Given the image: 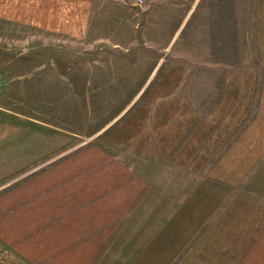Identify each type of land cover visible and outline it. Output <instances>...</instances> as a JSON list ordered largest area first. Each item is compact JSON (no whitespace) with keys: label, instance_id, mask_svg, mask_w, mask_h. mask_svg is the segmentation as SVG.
<instances>
[{"label":"crops","instance_id":"0c3cea01","mask_svg":"<svg viewBox=\"0 0 264 264\" xmlns=\"http://www.w3.org/2000/svg\"><path fill=\"white\" fill-rule=\"evenodd\" d=\"M210 2L191 34L201 50L228 48L236 0ZM165 13L156 11L150 19ZM253 17L264 45V0H255ZM97 19L94 0H0V21L74 40L86 38ZM156 70L157 65L144 70L134 91L141 74L121 78L114 92L124 102L116 116L129 113L109 139L150 153L160 148L162 156L178 147L180 163H216L209 178L226 186L239 183L264 155V75L256 117L242 125L255 83L251 73L227 74L221 95L203 113L182 101L170 72L153 86ZM155 99L166 101L155 105ZM141 105L147 110L139 114ZM136 121L143 125L133 126ZM78 135L0 109V178L3 172L19 175L0 192V264H94L138 205L147 187L142 177L98 144L67 148ZM227 193L220 187L189 188L192 196L123 264H264V199L245 193L228 199Z\"/></svg>","mask_w":264,"mask_h":264},{"label":"rangeland","instance_id":"374dc122","mask_svg":"<svg viewBox=\"0 0 264 264\" xmlns=\"http://www.w3.org/2000/svg\"><path fill=\"white\" fill-rule=\"evenodd\" d=\"M194 1L144 0L138 6L135 0H94L98 19L81 40L0 21V109L78 131L80 136L74 137L67 148L98 144L146 182L138 205L116 228L94 264L129 262L161 226L164 217L192 196L186 194L189 188L220 187L228 192V199L241 193L264 199V155L244 179L226 186L209 178L216 163L196 168L184 160L180 163L178 147L162 156L160 148H153L150 153L147 147H120L109 139L111 131L129 113L116 116L124 102L115 98L121 78L131 71L141 74L133 82L134 91L147 74L144 70L154 65L157 70L153 86L170 72L171 86H178L182 101L202 112L221 95L227 74L251 73L255 83L250 110L242 125L256 117L264 75V45L254 33L255 0H236L235 34L228 48L225 44L204 50L200 49L201 42L196 46L191 28L196 16H202L205 7L211 6V0H199L196 5ZM186 9L188 17L184 18ZM159 10L166 13L150 19ZM152 101L157 105L166 99ZM140 102L138 99L130 111ZM140 108L139 114L147 110L142 105ZM142 125L140 121L133 123ZM240 130L235 131V137ZM6 173L0 178V192L19 176L4 177Z\"/></svg>","mask_w":264,"mask_h":264},{"label":"built area","instance_id":"2783aa9c","mask_svg":"<svg viewBox=\"0 0 264 264\" xmlns=\"http://www.w3.org/2000/svg\"><path fill=\"white\" fill-rule=\"evenodd\" d=\"M135 3L138 5V6H141L143 3H144V0H135ZM1 85V84H0Z\"/></svg>","mask_w":264,"mask_h":264}]
</instances>
